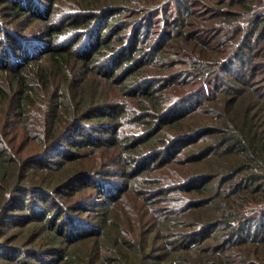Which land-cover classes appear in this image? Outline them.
Listing matches in <instances>:
<instances>
[{
    "label": "trees",
    "instance_id": "obj_1",
    "mask_svg": "<svg viewBox=\"0 0 264 264\" xmlns=\"http://www.w3.org/2000/svg\"><path fill=\"white\" fill-rule=\"evenodd\" d=\"M0 31L2 242L30 194L16 248L40 264H264V0H0Z\"/></svg>",
    "mask_w": 264,
    "mask_h": 264
},
{
    "label": "rangeland",
    "instance_id": "obj_2",
    "mask_svg": "<svg viewBox=\"0 0 264 264\" xmlns=\"http://www.w3.org/2000/svg\"><path fill=\"white\" fill-rule=\"evenodd\" d=\"M50 1L54 5L57 2V0H50ZM44 4H46V3H44ZM47 6H49V7H47ZM47 6H45V8L46 9H50V7L52 8L53 5H49L48 4ZM53 12H54V15H53V18L54 19L55 18H58V19L62 18L61 9H59V11H56L54 9ZM161 16H162V14L156 13L155 16H154V18H152L149 21V23L147 24V26L149 24H151L153 21H155L153 24L150 25V27H149L150 30L154 31V30H160L161 29V26H162ZM3 18L9 19L8 15H5ZM37 22H41V21H35L30 26L36 25ZM43 26L44 25H39L36 32L29 33L28 39H33L34 38L33 39L34 41H37L38 40V43L29 42L30 45H40V46H47L48 45L47 39H45L44 37L38 39L40 37V33H41L40 28L43 27ZM10 27L13 28V26H10ZM66 30L67 29H64L63 33H61L60 35H58V37L59 36H62L61 40H59V41L62 42V41H65L66 40L65 42H67L68 41V38H69V41H72V36L70 35V33L69 34L68 33L65 34ZM152 31H150V32H152ZM154 34H156V32H152L148 36V39H151L154 36ZM4 35H5L4 32L0 31V40L5 37ZM166 84H167V87L170 86V85H171V87H173V83H171V82L166 83ZM196 91H198V89ZM193 93H194V91H193ZM184 100L185 99H181V100H179V102H176V103H180V102H182ZM188 102H191V100L188 101ZM184 113H185V111H180V112L176 113L174 116L175 117H180ZM172 118H174V117H172ZM12 128L15 130L14 127H12ZM80 132H82V134H84L87 138H89V135L88 134H90V133H88L87 131H84V130H80ZM78 134L79 133H78V130H77L76 135L78 136ZM97 134H98V136H103L101 133H97ZM185 143H187V142L185 141ZM181 145H183V144H179V146H181ZM50 158H46V157L43 158L41 160L42 165L43 166H46L49 163H53L54 161H53L52 157H50ZM81 158H83V157H81ZM86 160H89V157H87ZM86 160H85V162H86ZM102 168H103V166H102ZM154 169L155 168H151V171H153ZM163 171H164V168H158L157 170H155V171H153L151 173V176L150 177L151 178L152 177L153 178H157V177H159V176H161L163 174H170L171 175V172H174L175 171V167L170 168V169H165V172H163ZM98 179H100L99 180V183H103V187H105L108 190V193L110 194V197L111 198H112V194H116L117 195V193H119V191H121L123 189L122 188L121 190H117V188L120 185L119 182H116L118 180V177L115 176L112 173L106 176V175L101 174L100 171H96L95 173H93L91 175V180H93V182H97L96 180H98ZM127 183L128 182H126V184ZM80 184H81V182H79V184H76L75 186L76 187H79ZM129 184H131V182ZM103 187H101V189H103ZM69 191H71V190H69ZM63 192L66 193V194H70V193H67L66 190L63 191ZM85 193L86 194H84L82 196H79V195H76V194H74L72 196V200H76L80 204H81V202L83 200H86L87 205H86V208L85 209H79V210L73 212L78 217L74 218L73 220H70L69 222H78V223H82V224H89L88 223V218L89 217L86 214L89 213V212H91V211H93V210H98L99 209V207L98 206H95V204H97V203L100 202L99 195L101 194V192L99 190L96 191V190L93 189V187H91L90 189H87V191ZM28 196H29V198H28L29 201L25 205H23L22 208L16 209V211H14V212H20L21 213L20 216H15L16 217V219H15L16 223H8L9 222L8 221L4 225V228L5 229L3 230V232L4 233L5 232L8 233L11 236V238L12 237H14V238L13 239L10 238L7 243H4V242H2V237H0V259H2V257L4 256V254H6L7 251H8V252H10V254L8 256L12 257L13 259L14 258H17L20 261V258H21V260H23L24 262L26 261L28 264L29 263H35V262H37V263L40 264L41 261L44 262V257H42V256H44L45 251L42 254H40L38 257H36L35 259H33L32 256L30 257V254L32 252L30 253V252H28L26 250H22L20 248H16L17 247V242L18 241H21L22 242V240H23L22 239V233H21V231H19L21 226H18L19 223L21 222V219L23 218V221L26 222V224H27L28 213L30 214V217L35 218V219H38V214L42 215L41 206L43 204H46L47 205L48 202H50V201H48L47 203L46 202H43L36 195H30V194H28ZM60 200L63 201V198H60ZM105 204L106 205H112L113 204V201H109L108 203H105ZM102 207H103V205L100 207L99 212L102 210ZM47 252L49 253L48 255H50L51 258L54 257V256H58L60 254L59 252L52 251V250L51 251L48 250ZM32 254H35V253H32ZM17 259L13 260L12 263L15 264L17 262ZM46 263H49V262H46Z\"/></svg>",
    "mask_w": 264,
    "mask_h": 264
}]
</instances>
